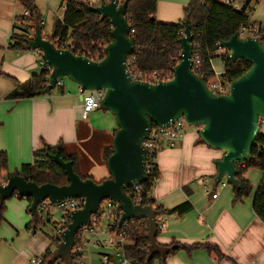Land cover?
I'll return each instance as SVG.
<instances>
[{"label": "crops", "instance_id": "1", "mask_svg": "<svg viewBox=\"0 0 264 264\" xmlns=\"http://www.w3.org/2000/svg\"><path fill=\"white\" fill-rule=\"evenodd\" d=\"M191 0H158L157 19L176 23L185 17ZM43 20V33L51 35L57 18H63L62 0H35ZM264 7V0L261 2ZM24 12L20 0H0V152L8 156L10 172L33 162L34 153L46 146L64 144L69 152L80 154V170L96 181L110 177L108 172L94 175L97 156L104 163V148L111 143L117 129L115 116L99 109L83 117L80 86L65 81L63 90L56 87L49 94L16 98L18 83L28 82L42 70V52L9 47L15 20ZM263 25L264 21H260ZM264 27V26H263ZM219 59V58H218ZM212 60L221 78L224 63ZM222 60V59H221ZM262 132V131H261ZM264 133V132H263ZM199 130L188 128L183 140L174 147H164L157 155L160 178L152 196L165 210L187 201L192 209L183 215H159L166 226L157 237L159 244L178 241L184 244L210 242L219 246L224 257L218 259L206 250L179 251L168 258V264H264V221L255 213L253 200L262 180L260 169H249L246 177L253 185L250 196L234 201L232 185L217 182L216 160L224 152L200 141ZM86 145V146H85ZM89 146V147H88ZM87 148L90 150L87 151ZM207 178L204 183L201 179ZM227 182L226 177L223 178ZM218 193L216 198L213 194ZM18 197V196H17ZM10 200L0 226V264H30L35 256L55 251L45 229L29 228L32 220L27 198ZM57 253V251H56Z\"/></svg>", "mask_w": 264, "mask_h": 264}, {"label": "water", "instance_id": "2", "mask_svg": "<svg viewBox=\"0 0 264 264\" xmlns=\"http://www.w3.org/2000/svg\"><path fill=\"white\" fill-rule=\"evenodd\" d=\"M127 7L128 1L120 0L89 5L91 11L102 19L108 18L113 25L112 41L105 47V56L101 60L57 47L43 33L41 25L35 27V35L28 42V48L42 52L43 59L52 67L43 94L54 90L58 79L63 77L77 83L81 90L104 89L102 109L111 112L118 125L112 154L107 160L109 178L102 181L83 179L76 172L73 161H67L55 152L49 158L64 169L67 184L39 185L19 174L11 176L5 185L0 183V202L15 194L31 198L29 211L33 217L37 216L38 205L48 198L58 202L84 197L83 208L72 211L71 223L63 231V241L57 248L55 259L65 263L71 258L79 229L90 224L91 215L106 198L121 203L124 212L119 227L125 221L146 220L150 252H162L157 241V210L152 205L134 204L125 192L127 186L145 183L149 178L147 150L143 143L155 125L169 127L178 118L185 117L189 124L200 127L201 139L224 152L215 163L217 182L226 177L227 183L236 190L239 188L238 166L252 160V149L261 133L259 117H264V43L261 40L241 38L236 32L220 43L219 47L229 50L232 59H245L251 63L250 69L230 82L227 94L214 93L206 80L194 71L193 33L189 21L185 22L181 60L174 69L173 78L155 84L134 80L127 64L136 47L130 37Z\"/></svg>", "mask_w": 264, "mask_h": 264}, {"label": "trees", "instance_id": "3", "mask_svg": "<svg viewBox=\"0 0 264 264\" xmlns=\"http://www.w3.org/2000/svg\"><path fill=\"white\" fill-rule=\"evenodd\" d=\"M24 12L18 15L14 31L11 35L9 47L18 51L29 49V34L35 30L37 25H44L41 20L40 11L35 0H20ZM128 1L126 17L131 25L130 37L135 43V51L128 58L132 67L140 71H157L165 79L174 75V69L181 60V38L185 34V22L189 21L193 33V56H198L199 62L194 64V71L204 78L206 82L215 78L216 73L212 66V60L220 57L224 63V72L221 79L231 82L243 75L251 67V63L245 59L234 60L230 57L229 50H220L219 44L229 40L243 25H259L264 34V27L261 23L251 19V13L256 9L258 0H252L241 8L237 9L232 5L226 4L223 0H191L185 8V18L179 23H165L157 19L158 0H120ZM65 6L63 18H57L51 35L48 39L56 42L61 47L62 42H67L75 54L85 55L93 60H101L105 56V47L112 41L113 25L108 18L102 19L101 16L89 9L92 5L90 0H62ZM27 11V14L25 12ZM264 41V36L262 37ZM50 71L42 67L40 73L33 74L31 79L17 85L13 92L16 98L32 97L42 95V90L48 84ZM62 91L63 86L60 87ZM118 128V127H117ZM117 130V129H116ZM114 131V134L116 132ZM113 134V137H114ZM113 137L111 143L104 148V162L112 154ZM202 141V139H199ZM59 152L67 161H73L74 168L83 179L93 178L92 175L84 174L80 170V154L77 151L69 152L64 144L58 146H46L34 153V160L24 164L20 170L9 171L8 156L5 152H0V177L9 179L11 176L19 174L29 181H34L39 185L53 183L64 185L68 183L64 169L49 158V155ZM252 160L239 164V188H234V201H240L248 197L253 192V185L246 177L249 169H260L263 172L262 180L255 192L253 208L255 213L264 221V133L261 132L252 149ZM43 157H47L42 160ZM148 180L143 184L144 194H151L150 205H156V200L152 196V190L160 178V169L156 161L152 162ZM14 196L21 197L17 194ZM29 201L28 212L32 199ZM193 207L187 201L172 209L165 210L162 205H157V215L165 213L183 215ZM7 209L6 200L0 202V226L5 218ZM45 222L37 214L28 224L29 228H43ZM148 225L145 220H134L130 239L132 244L128 248L129 256L136 259V264H168L169 257L176 255L181 250L192 253L196 250H206L209 254L215 255L218 259L224 257L219 246L210 242H196L184 244L173 241L169 244H159L162 252L151 254L142 250L141 247H149L147 239ZM161 229L158 230V235ZM49 234V233H48ZM55 251L49 249L44 255L41 264H55L58 242L53 234H49ZM75 258L68 263L73 264Z\"/></svg>", "mask_w": 264, "mask_h": 264}, {"label": "built area", "instance_id": "4", "mask_svg": "<svg viewBox=\"0 0 264 264\" xmlns=\"http://www.w3.org/2000/svg\"><path fill=\"white\" fill-rule=\"evenodd\" d=\"M99 3L102 1L109 0H95ZM226 4L232 5L239 9L246 5L248 0H223ZM27 14V11L25 12ZM43 23V20H42ZM241 38L246 37H256L262 40L264 36L259 25L247 24L240 27L238 30ZM35 31L29 34L30 40L34 37ZM58 40L55 44L58 47ZM220 46V44H219ZM62 49H70L67 42H62ZM220 50H224L219 47ZM73 51V50H72ZM130 57V56H129ZM128 57V58H129ZM194 64L199 62L198 56H193ZM129 72L134 80L144 81L148 83L155 84L158 81H168L157 71H140L135 70L132 67L131 61L127 59ZM42 67H46L47 70L52 71V67L46 63L44 59L41 60ZM174 76V75H173ZM50 77V75H49ZM48 77V82H49ZM66 77L59 78L57 81V87H61L65 84ZM208 87L216 94H227L230 89V82L224 81L221 78H213L207 82ZM82 96V110L83 117L87 118L91 113L102 109L101 102L105 95L104 89L95 90H81ZM189 124L185 117L178 118L169 127H160L155 125L148 137L144 140V146L147 150V169L150 174L152 162L157 160L158 152L164 147H174L177 143L183 140L187 132L186 125ZM259 124L262 127L264 125V117H259ZM200 128V127H199ZM47 157H43L42 160ZM244 165V163H241ZM208 179H201L202 182H206ZM8 179L5 177H0V183L5 185ZM222 186H227V182L220 181ZM144 183H136L125 188L127 195L133 200L136 205H150L149 200L151 199V194H144ZM218 193L213 194L216 198ZM85 203L84 197L78 198H66L64 200L53 202L51 199H46L42 201L37 207V214L41 216L42 220L46 223L51 222L56 213L61 214V220L55 222V227L53 230V236L60 244L63 241V231L67 229L68 224L71 223V213L73 210H78L83 208ZM153 206V205H152ZM154 207V206H153ZM123 209L121 203L111 200L109 198L103 199L99 205L98 211L91 215L90 224L83 226L79 229L76 234V243L73 246L71 252V258H75L74 261L77 264H85L83 262V256L87 254L89 257L92 256L94 249H100L99 247H107V252L101 253V264H136L135 258L129 256L128 248L132 244L130 239V234L132 231V225L134 220L125 221L119 227V222L121 216L123 215ZM158 221V229H164L166 226L165 220L159 219L158 215L156 217ZM144 220V219H142ZM146 221V220H145ZM58 248V247H57ZM141 249L149 251L150 248L142 246ZM44 260L43 256H35L31 259L30 264H41ZM63 261L59 259L61 264Z\"/></svg>", "mask_w": 264, "mask_h": 264}, {"label": "rangeland", "instance_id": "5", "mask_svg": "<svg viewBox=\"0 0 264 264\" xmlns=\"http://www.w3.org/2000/svg\"><path fill=\"white\" fill-rule=\"evenodd\" d=\"M259 1V3L256 5V9L251 13V19L253 20V21H257L258 23H260V21H262V19H263V21H264V7H261V2L263 1V0H258ZM90 2L92 3V5H97V4H100L98 1H95V0H90ZM185 18V17H184ZM183 18V19H184ZM183 19H181V20H179V21H177L176 23H179V22H181V21H183ZM263 26H264V24H263ZM219 58V59H218ZM217 59L221 62L222 60H221V58L220 57H217ZM66 79V82L67 81H70V79L69 78H65ZM101 110V109H100ZM83 111V110H82ZM111 113V112H110ZM186 127H187V129L188 128H191V129H196V130H200V128L198 127V126H196V125H191V124H187L186 125ZM261 131L262 132H264V125L261 127ZM86 146V145H85ZM89 147V146H88ZM86 149H87V151H89L90 149L89 148H87L86 147ZM98 157L97 156H94V160L96 161V163L92 166V167H94V175L95 176H97V177H99L102 173H104V172H108L109 174H110V172H109V170H108V167H107V165L106 164H104V163H99L98 162V159H97ZM10 200H19L18 199V197L17 196H13L12 198H10V199H8V200H6V204L8 205V202L10 201ZM29 214L31 215V217L33 218V216H32V214L29 212ZM61 220V214L60 213H56L55 215H54V217H53V220L51 221V222H48V223H46L45 225H43L44 227V231H46V233L48 234H53V230H54V227H55V222H58V221H60ZM43 228H41V229H43ZM48 234V235H49ZM100 249H94L93 250V253H92V256L91 257H89L87 254H85L84 256H83V262L85 263V264H101V256H102V254L101 253H104L105 251L107 252V247H105V248H103V247H99ZM109 250V249H108ZM71 260V259H70ZM69 260V261H70ZM64 262V261H63ZM59 263V260H58V262H56L55 264H58ZM68 263V262H67ZM73 264H77L75 261H73Z\"/></svg>", "mask_w": 264, "mask_h": 264}]
</instances>
